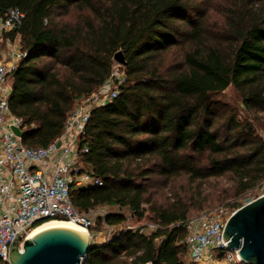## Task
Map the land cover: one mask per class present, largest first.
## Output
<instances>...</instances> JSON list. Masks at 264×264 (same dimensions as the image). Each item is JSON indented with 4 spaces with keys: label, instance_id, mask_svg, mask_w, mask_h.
<instances>
[{
    "label": "trees",
    "instance_id": "trees-1",
    "mask_svg": "<svg viewBox=\"0 0 264 264\" xmlns=\"http://www.w3.org/2000/svg\"><path fill=\"white\" fill-rule=\"evenodd\" d=\"M220 1L221 23L208 29L214 0H0V19L8 9L24 15L27 56L10 78L8 109L26 148L57 140L76 102L109 77L114 53L126 61L125 84L92 111L80 141L82 166L102 184L70 198L80 214L117 208L157 227L91 244L83 264H184V223L211 201L193 191L159 203L155 186L228 177L237 198L263 182L264 140L217 97L232 87L253 120L264 114V0ZM178 46L182 60L162 71L158 59ZM98 220L112 228L125 216Z\"/></svg>",
    "mask_w": 264,
    "mask_h": 264
},
{
    "label": "built area",
    "instance_id": "built-area-1",
    "mask_svg": "<svg viewBox=\"0 0 264 264\" xmlns=\"http://www.w3.org/2000/svg\"><path fill=\"white\" fill-rule=\"evenodd\" d=\"M23 17L15 8L8 9L0 19V46H5L0 47V264H9V248L14 235L35 219L30 224H35L34 227L47 220H66L89 234V216L95 210L86 215L78 213L71 202L70 190L97 187L102 183L82 166L81 157L88 149L81 147L80 141L92 111L115 99L126 82L124 71L113 67L107 80L95 92L76 102L57 140L44 147L26 148L10 129L20 128L21 121L8 109L10 78L18 62L27 56L21 49L18 34ZM12 34H15L13 40L8 37ZM257 190L260 192L256 198L264 195V180ZM229 215L226 208L220 206L186 220L184 243L188 264H241L237 251L229 250L222 238ZM173 227L178 228L180 224ZM27 228L19 235V250L33 229Z\"/></svg>",
    "mask_w": 264,
    "mask_h": 264
},
{
    "label": "water",
    "instance_id": "water-1",
    "mask_svg": "<svg viewBox=\"0 0 264 264\" xmlns=\"http://www.w3.org/2000/svg\"><path fill=\"white\" fill-rule=\"evenodd\" d=\"M112 61L122 68L126 67L121 50L114 53ZM10 129L16 137L22 138L20 128ZM59 145L60 142L57 147ZM29 225L14 235L9 248V264H83L91 248L88 233L86 236L66 227L49 228L25 239L19 250V235ZM34 225L28 228H33ZM222 238L229 250L237 251L241 264H264V195L229 215Z\"/></svg>",
    "mask_w": 264,
    "mask_h": 264
},
{
    "label": "rangeland",
    "instance_id": "rangeland-1",
    "mask_svg": "<svg viewBox=\"0 0 264 264\" xmlns=\"http://www.w3.org/2000/svg\"><path fill=\"white\" fill-rule=\"evenodd\" d=\"M207 4V3H206ZM204 4L207 8V5ZM222 1L214 0V3L208 6V13L206 19L204 20L205 26L208 29H215L220 23V13L222 7ZM209 5V4H208ZM3 46V44H2ZM1 47V46H0ZM3 48V47H2ZM184 49L181 46H178L166 54L162 55L158 60L160 61L159 65L162 71H166L170 67H174L177 63L182 60ZM118 65L114 64L113 67ZM120 70L124 71L122 67L118 66ZM217 99L222 101L228 107L234 109L241 118H248L251 120V123L254 126L256 133L264 140V114H259L257 120H253V116H249L244 110L240 102L239 95L235 92L232 87L227 88L225 91L220 94ZM158 181V179H157ZM232 182L230 178H218V179H209L202 182H196L194 184L189 183L187 178H181L174 181L168 187L162 185L155 186L154 188V199L159 203L171 202L172 197L175 194L185 195L190 192H201L203 195L209 197L211 204L202 210L192 211L188 218L194 217L201 211H208L216 209L217 207L223 206L226 208L228 214H231L234 210L241 207L246 201L256 198L257 194L260 192L255 189L252 190L240 197L234 198L231 197ZM237 204L239 207L235 208L232 205ZM120 212L125 216V221L122 225L108 228L104 222H101L98 219H102L106 213H116ZM91 220V228L89 230L90 241L93 245H101L105 242H108L113 239L114 236L120 232L127 231V227H130V230L141 229L144 234L152 232L153 223L148 220V216L145 214L143 218L138 219L133 217L126 210L119 211L117 208H108L100 207L97 208L89 216ZM65 221V220H61ZM100 222V223H99ZM130 261V260H128ZM184 264H188V257L185 256L182 258Z\"/></svg>",
    "mask_w": 264,
    "mask_h": 264
},
{
    "label": "bare ground",
    "instance_id": "bare-ground-1",
    "mask_svg": "<svg viewBox=\"0 0 264 264\" xmlns=\"http://www.w3.org/2000/svg\"><path fill=\"white\" fill-rule=\"evenodd\" d=\"M55 227H66V228H70L79 232H82L84 234H86L87 236V231L83 228H81L79 225L71 222V221H61V220H48L45 221L44 223L40 224L37 227H34L30 234H29V238H31L34 234L43 231L45 229H49V228H55Z\"/></svg>",
    "mask_w": 264,
    "mask_h": 264
},
{
    "label": "crops",
    "instance_id": "crops-1",
    "mask_svg": "<svg viewBox=\"0 0 264 264\" xmlns=\"http://www.w3.org/2000/svg\"><path fill=\"white\" fill-rule=\"evenodd\" d=\"M2 47L4 48L5 46H4V45L2 46V44H1V48H2Z\"/></svg>",
    "mask_w": 264,
    "mask_h": 264
}]
</instances>
